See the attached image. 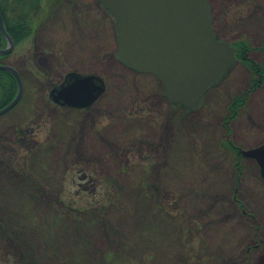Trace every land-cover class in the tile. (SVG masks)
<instances>
[{
  "label": "rangeland",
  "instance_id": "obj_1",
  "mask_svg": "<svg viewBox=\"0 0 264 264\" xmlns=\"http://www.w3.org/2000/svg\"><path fill=\"white\" fill-rule=\"evenodd\" d=\"M210 1L218 36L250 41L264 65V0ZM99 45L89 53L44 32L7 59L25 87L0 116V264H254L264 253V180L250 159L238 175L223 129L233 98L250 91L230 139L264 143V82L253 87L240 61L203 106L184 110L156 75L124 65L115 42ZM71 71L105 80L90 108L50 98Z\"/></svg>",
  "mask_w": 264,
  "mask_h": 264
},
{
  "label": "water",
  "instance_id": "obj_2",
  "mask_svg": "<svg viewBox=\"0 0 264 264\" xmlns=\"http://www.w3.org/2000/svg\"><path fill=\"white\" fill-rule=\"evenodd\" d=\"M113 14L118 31L117 57L127 66L157 75L165 94L187 108L201 106L208 90L218 83L237 62V47L217 38L213 29L209 0H101ZM0 26L9 53L15 42L6 29L0 9ZM18 81L17 96L0 110L3 115L21 100L24 82L13 66L0 63ZM106 84L96 74L71 72L51 91L53 100L63 106L85 108L105 92ZM255 159L264 178V144L241 150ZM256 264H264V253Z\"/></svg>",
  "mask_w": 264,
  "mask_h": 264
},
{
  "label": "flooded vegetation",
  "instance_id": "obj_3",
  "mask_svg": "<svg viewBox=\"0 0 264 264\" xmlns=\"http://www.w3.org/2000/svg\"><path fill=\"white\" fill-rule=\"evenodd\" d=\"M12 9L14 31L19 37L28 32L25 41L46 32L52 42L86 43L88 52L94 54L100 53L101 41L115 42L117 52L116 20L101 0H14ZM14 42L16 49L23 41ZM12 52L4 55L9 58Z\"/></svg>",
  "mask_w": 264,
  "mask_h": 264
},
{
  "label": "trees",
  "instance_id": "obj_4",
  "mask_svg": "<svg viewBox=\"0 0 264 264\" xmlns=\"http://www.w3.org/2000/svg\"><path fill=\"white\" fill-rule=\"evenodd\" d=\"M9 4V5H8ZM14 5V0H0V7L4 16V20L6 23V27L7 30L9 31V33L12 35V37L17 41V43L19 41H24L26 39V37L29 35L28 32L23 33L22 36H18V34L14 31L15 26H16V17H15V11L14 9H12V6ZM27 31H30L28 29H25ZM7 41L6 38L3 35L1 26H0V48H3L6 45ZM236 45L239 48V59L244 62L246 64V66L249 67V69L254 73V80H253V87H256V85H259V83H263L264 82V65L262 63H259L258 61H256L253 57L250 56V52L253 50V47L250 43V41L248 40H240L238 42H236ZM8 57L5 55H0V62H4L7 63ZM19 68V67H17ZM56 85V84H55ZM54 86V85H53ZM18 92V81L17 78L15 77V75L7 70L1 69L0 68V109H2L3 107L7 106L17 95ZM250 91L245 92L243 96H235L230 104V115L227 116L224 120V136L229 137L228 138V143L226 144V148H231L235 155V162L237 165L238 170L237 173L238 175H240L243 171H246L247 168V164H246V160L241 153L239 152L238 148H236L233 145L231 138V125H230V120L233 119L238 112L241 110V108L244 107L245 103H247V98H248V94ZM225 145V144H224ZM225 147V146H224ZM255 164V162H254ZM256 165V164H255ZM3 166V165H2ZM4 168L5 170H8V177L11 175H14L17 179H19L18 181H20L21 184H19V188L23 189V186L21 185H25L23 183V177L17 175L16 171L12 172L10 170L11 166L10 164L4 163ZM17 175V176H16ZM240 177V176H238ZM156 190H158L157 187H155ZM44 192V189L39 186V190L37 191L38 197L36 198V200L40 197V195ZM46 194V192L44 193ZM47 199H49V202H53L55 205L58 204V197H55L54 194L53 195H47ZM112 202H114V200H111ZM47 202V200L45 201ZM52 206V204H51ZM54 207V205H53ZM189 225H193L192 223ZM248 260L246 261V264L248 263ZM252 263V262H251Z\"/></svg>",
  "mask_w": 264,
  "mask_h": 264
}]
</instances>
